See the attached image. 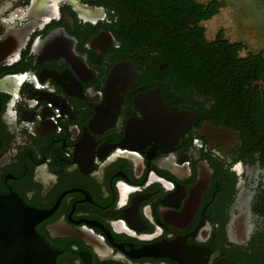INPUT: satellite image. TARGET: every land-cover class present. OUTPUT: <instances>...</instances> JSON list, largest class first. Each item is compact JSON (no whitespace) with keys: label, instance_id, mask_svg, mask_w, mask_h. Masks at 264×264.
<instances>
[{"label":"flooded vegetation","instance_id":"obj_1","mask_svg":"<svg viewBox=\"0 0 264 264\" xmlns=\"http://www.w3.org/2000/svg\"><path fill=\"white\" fill-rule=\"evenodd\" d=\"M117 3L0 0V193L54 264H264V135Z\"/></svg>","mask_w":264,"mask_h":264},{"label":"trees","instance_id":"obj_2","mask_svg":"<svg viewBox=\"0 0 264 264\" xmlns=\"http://www.w3.org/2000/svg\"><path fill=\"white\" fill-rule=\"evenodd\" d=\"M117 4L122 6L126 22L145 28L146 38L166 42L178 52L180 68L191 72L196 87L207 85L217 104L241 110V118L253 119L264 135V99L259 85L264 81V63L251 54L224 69L221 57L229 60L233 47L229 48L220 33L211 41L204 35L201 22L217 14L224 1L118 0Z\"/></svg>","mask_w":264,"mask_h":264},{"label":"water","instance_id":"obj_3","mask_svg":"<svg viewBox=\"0 0 264 264\" xmlns=\"http://www.w3.org/2000/svg\"><path fill=\"white\" fill-rule=\"evenodd\" d=\"M39 217L16 194L0 193V264H54V253L34 227Z\"/></svg>","mask_w":264,"mask_h":264},{"label":"rangeland","instance_id":"obj_4","mask_svg":"<svg viewBox=\"0 0 264 264\" xmlns=\"http://www.w3.org/2000/svg\"><path fill=\"white\" fill-rule=\"evenodd\" d=\"M197 1L205 2L207 0ZM222 1L225 2V5L212 19L203 22V24H208L207 28L213 31L220 26L227 27L226 31L229 32V37L242 42L243 50L239 52L240 55L246 57L254 52L257 61L264 63V0ZM224 64L231 65L229 60L224 61ZM233 65L235 64L233 63ZM259 85L264 90V81Z\"/></svg>","mask_w":264,"mask_h":264}]
</instances>
